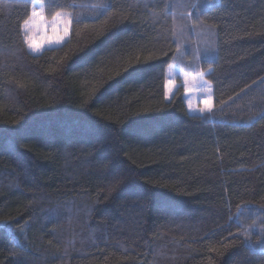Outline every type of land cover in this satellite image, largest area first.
Masks as SVG:
<instances>
[{
    "label": "trees",
    "instance_id": "16d2710c",
    "mask_svg": "<svg viewBox=\"0 0 264 264\" xmlns=\"http://www.w3.org/2000/svg\"><path fill=\"white\" fill-rule=\"evenodd\" d=\"M97 2L39 54L0 15V264H264V0Z\"/></svg>",
    "mask_w": 264,
    "mask_h": 264
},
{
    "label": "clouds",
    "instance_id": "9594fccd",
    "mask_svg": "<svg viewBox=\"0 0 264 264\" xmlns=\"http://www.w3.org/2000/svg\"><path fill=\"white\" fill-rule=\"evenodd\" d=\"M75 0H69L68 3L50 7L47 0H25L27 11L19 21V34L24 49L32 54H39L53 46H64L72 35L75 26L77 12L71 7ZM16 6V0H9L7 5L0 4V15H10ZM96 7L104 8V0H98ZM79 35V32H77ZM171 64L166 65L164 73H171ZM211 73L210 68L207 71H201L199 78H205L206 87L202 90L207 93L202 103L187 101L188 110L199 109L201 114H208L214 110L213 85L206 77ZM198 78L197 74L184 72L183 80L187 85V92L192 93V81ZM163 79V87L166 91L177 84L176 80Z\"/></svg>",
    "mask_w": 264,
    "mask_h": 264
},
{
    "label": "rangeland",
    "instance_id": "374dc122",
    "mask_svg": "<svg viewBox=\"0 0 264 264\" xmlns=\"http://www.w3.org/2000/svg\"><path fill=\"white\" fill-rule=\"evenodd\" d=\"M37 3H38V0H37ZM216 31H214L215 33ZM204 33V31H203ZM206 35L203 37H201V40H200V43L202 42V46L199 48V50L201 51V53H204L205 54V51H204V42L206 39L207 42L209 44H215V41H214V33L213 34H209L207 32H205ZM53 47H57V46H53ZM51 48V47H50ZM200 56L196 57V58H199ZM172 66V72L171 73H167V79H173V80H176L177 81V84L173 86L172 88V91L171 93L169 94L168 91H165V98L168 100L171 98V96L173 95L174 91L176 90L177 87L179 86H182L183 89H184V95L186 97V102L187 101H195L197 102L198 104L199 103H202L203 99L206 97L207 93L205 91H203L202 89L204 87H206V83H205V78H199V73L201 72H198V73H195L197 74L198 78L194 81H192V88L194 89V91L192 93H188L187 92V85L184 83V80H183V74L184 72H188L190 75L193 74V72H189L181 67H178L176 65H171ZM213 94V93H212ZM190 113H197V114H201V112L199 111V109H192V110H188Z\"/></svg>",
    "mask_w": 264,
    "mask_h": 264
},
{
    "label": "snow or ice",
    "instance_id": "6c2138e0",
    "mask_svg": "<svg viewBox=\"0 0 264 264\" xmlns=\"http://www.w3.org/2000/svg\"><path fill=\"white\" fill-rule=\"evenodd\" d=\"M198 3H199V0H196V3H193L190 6L193 7V8L198 9ZM192 15H194V13H189V16H192ZM205 50H207V51H214V49H212V48H207ZM210 70L212 71V69H210ZM201 78H203V77H201ZM171 91H172V89L170 88L169 91H168V93L170 94Z\"/></svg>",
    "mask_w": 264,
    "mask_h": 264
}]
</instances>
